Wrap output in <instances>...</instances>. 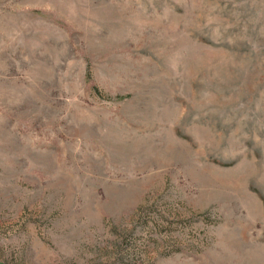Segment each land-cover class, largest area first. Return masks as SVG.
<instances>
[{
  "label": "rangeland",
  "instance_id": "obj_1",
  "mask_svg": "<svg viewBox=\"0 0 264 264\" xmlns=\"http://www.w3.org/2000/svg\"><path fill=\"white\" fill-rule=\"evenodd\" d=\"M0 264H264V0H0Z\"/></svg>",
  "mask_w": 264,
  "mask_h": 264
}]
</instances>
